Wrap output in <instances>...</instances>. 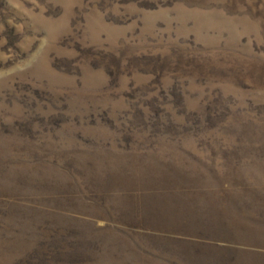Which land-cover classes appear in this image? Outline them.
I'll return each instance as SVG.
<instances>
[{
	"label": "rangeland",
	"instance_id": "rangeland-1",
	"mask_svg": "<svg viewBox=\"0 0 264 264\" xmlns=\"http://www.w3.org/2000/svg\"><path fill=\"white\" fill-rule=\"evenodd\" d=\"M0 264H264V0H0Z\"/></svg>",
	"mask_w": 264,
	"mask_h": 264
}]
</instances>
